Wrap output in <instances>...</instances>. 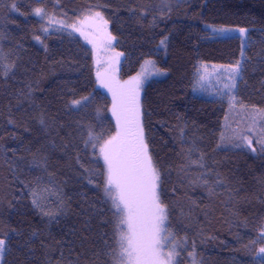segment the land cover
I'll use <instances>...</instances> for the list:
<instances>
[{
  "label": "trees",
  "instance_id": "obj_1",
  "mask_svg": "<svg viewBox=\"0 0 264 264\" xmlns=\"http://www.w3.org/2000/svg\"><path fill=\"white\" fill-rule=\"evenodd\" d=\"M36 8L95 35H44ZM207 26L248 31L236 98L264 111V0H0L3 264H113L106 168L99 148L85 146L89 130L104 140L116 132L112 98L97 88L94 53L104 35L122 56L121 82L150 59L168 73L145 88L142 126L166 229L180 244L177 264L264 261V150L223 147L228 102L193 93L203 64L242 59V40ZM74 99L82 104L70 107Z\"/></svg>",
  "mask_w": 264,
  "mask_h": 264
},
{
  "label": "snow or ice",
  "instance_id": "obj_2",
  "mask_svg": "<svg viewBox=\"0 0 264 264\" xmlns=\"http://www.w3.org/2000/svg\"><path fill=\"white\" fill-rule=\"evenodd\" d=\"M13 8L15 9V5ZM33 12L36 16H41L43 9L36 8ZM96 15L99 16V13ZM239 32L243 35L245 29H239ZM111 39L114 38L109 36V40ZM161 44H164L163 40ZM238 67L237 64L231 70L232 73H236ZM97 75L99 78L100 74ZM102 84L112 92V115L116 120V132L104 140L102 135H94L89 130L85 146L99 148L106 168L104 194L111 201L116 216L114 231L118 250L113 264H174L178 255L176 246L164 250L171 234L164 227L167 214L157 193L160 174L145 143L139 105V82L132 88L106 81H102ZM234 87L233 77V83L226 84L225 88L230 92ZM83 99L87 100V97ZM230 103L234 106L235 96L230 97ZM81 104V100L74 99L70 107L76 108ZM40 123L44 124V121L41 120ZM248 143L251 146L250 140ZM33 204L39 206L35 198ZM5 246L6 241L0 239V255L4 253ZM259 253L264 254V247L259 249ZM190 255L194 258V253ZM260 264H264V261Z\"/></svg>",
  "mask_w": 264,
  "mask_h": 264
},
{
  "label": "rangeland",
  "instance_id": "obj_3",
  "mask_svg": "<svg viewBox=\"0 0 264 264\" xmlns=\"http://www.w3.org/2000/svg\"><path fill=\"white\" fill-rule=\"evenodd\" d=\"M36 16V15H35ZM43 22V33L47 35L51 32H63L67 33L69 31L77 32L84 31L90 34L95 35L91 29L87 26H84L82 23H72L67 20L58 18L52 14H49L43 10L41 16H36ZM97 16L95 15V18ZM88 19H93L92 14H88ZM102 20V19H100ZM209 31L220 38H232L239 37L242 40L243 46V55L242 59L237 63L239 65L236 73H232V69L236 65H221V64H203L198 71V78L196 81V86L193 91L195 95L205 96L208 98H223L228 102L229 108L224 119V133L222 136L221 145L227 149H239L247 148L251 149L253 152H257V149L264 150V111L252 107L241 106L237 102L236 91L238 83L241 79L242 73V64L244 59V51L247 47V38L248 31L245 29L243 35L240 34V28H217L212 26H207ZM47 29V31H45ZM219 29H226V31H218ZM164 44H160V50H166L168 38H166ZM96 47L95 59L97 60V73H99V78L97 75V88H102L106 91L110 97H112V92L108 90L107 87H104L102 81L112 82L113 84L118 83L120 86L125 88H132L139 82V105L141 113V124L143 120V109H142V100L146 86L153 80H162L167 77V72L160 69L156 61L153 59L147 60L140 72L134 78L121 82L119 79V69L122 61V56L115 51L113 43L109 40V37L102 36ZM234 77L235 87L229 89L225 88V85L232 84ZM235 96L234 106L230 103V97ZM111 99V101H113ZM111 114H112V105H111ZM113 116V115H112ZM115 118V117H114ZM246 137V139H245ZM145 138V136H144ZM251 141V146H249L248 141ZM146 143V141H145ZM147 144V143H146ZM99 150V149H98ZM149 153V152H148ZM150 155V154H149ZM99 159L103 161V157L99 152ZM158 190V188H157ZM167 220L165 221L164 227L166 228ZM163 235V234H162ZM264 237V232L262 233ZM173 245L176 246L178 255L174 261V264H177L180 244L175 240L169 237L168 243L165 246V251L171 248ZM264 247V246H263ZM6 253L5 251L0 255V264H3ZM192 256V255H191ZM190 256V257H191ZM259 259H264V254H258ZM192 258H190V263L193 264Z\"/></svg>",
  "mask_w": 264,
  "mask_h": 264
}]
</instances>
